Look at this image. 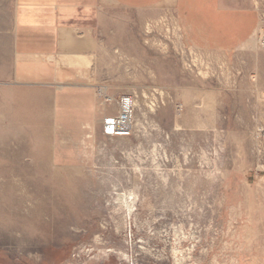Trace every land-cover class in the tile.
Returning <instances> with one entry per match:
<instances>
[{
    "label": "rangeland",
    "instance_id": "1",
    "mask_svg": "<svg viewBox=\"0 0 264 264\" xmlns=\"http://www.w3.org/2000/svg\"><path fill=\"white\" fill-rule=\"evenodd\" d=\"M236 2L259 23L231 52L189 44L165 4L112 10L132 21L111 23L97 89L138 93L134 132L99 131L79 167H0V264H264V0Z\"/></svg>",
    "mask_w": 264,
    "mask_h": 264
},
{
    "label": "crops",
    "instance_id": "2",
    "mask_svg": "<svg viewBox=\"0 0 264 264\" xmlns=\"http://www.w3.org/2000/svg\"><path fill=\"white\" fill-rule=\"evenodd\" d=\"M159 4L206 51L237 49L259 23L258 11L236 0H14L12 28L0 32V167L24 174L89 159L102 128L95 55L109 44L111 23L132 21L112 10Z\"/></svg>",
    "mask_w": 264,
    "mask_h": 264
},
{
    "label": "built area",
    "instance_id": "3",
    "mask_svg": "<svg viewBox=\"0 0 264 264\" xmlns=\"http://www.w3.org/2000/svg\"><path fill=\"white\" fill-rule=\"evenodd\" d=\"M97 94L103 99V106L106 112L101 119V132L106 137H127L134 132V119L136 107L138 106V93L122 95L116 99L105 94L102 89H97ZM151 106H155V100H149ZM114 106L111 108L110 105ZM116 109V111H110Z\"/></svg>",
    "mask_w": 264,
    "mask_h": 264
},
{
    "label": "bare ground",
    "instance_id": "4",
    "mask_svg": "<svg viewBox=\"0 0 264 264\" xmlns=\"http://www.w3.org/2000/svg\"><path fill=\"white\" fill-rule=\"evenodd\" d=\"M176 23V22H175ZM176 25L178 26V24L176 23ZM178 29H179V26H178ZM98 98H99V104L101 103V97H99L98 96ZM15 195V194H14ZM130 199V197H124L123 199H121V202L123 201L125 204H127L128 206L131 204L130 202H132L133 200H129ZM25 200H26V195L24 196V198H22V196H20V197H14V199H13V204L15 205V206H22V204H21V202H25ZM30 201V202H29ZM32 199L31 198H29V199H27L26 200V203H27V205H32ZM132 211V209H130V212ZM122 252V251H121ZM122 254H124L125 255V253L124 252H122Z\"/></svg>",
    "mask_w": 264,
    "mask_h": 264
}]
</instances>
